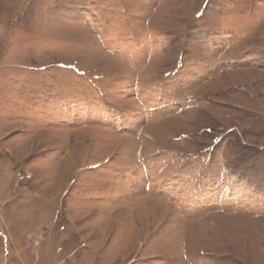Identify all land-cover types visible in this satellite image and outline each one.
Segmentation results:
<instances>
[{"label":"rangeland","instance_id":"374dc122","mask_svg":"<svg viewBox=\"0 0 264 264\" xmlns=\"http://www.w3.org/2000/svg\"><path fill=\"white\" fill-rule=\"evenodd\" d=\"M0 264H264V0H0Z\"/></svg>","mask_w":264,"mask_h":264},{"label":"bare ground","instance_id":"6f19581e","mask_svg":"<svg viewBox=\"0 0 264 264\" xmlns=\"http://www.w3.org/2000/svg\"><path fill=\"white\" fill-rule=\"evenodd\" d=\"M119 65V64H118Z\"/></svg>","mask_w":264,"mask_h":264}]
</instances>
